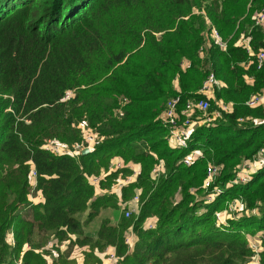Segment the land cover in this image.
Segmentation results:
<instances>
[{"label": "trees", "instance_id": "trees-1", "mask_svg": "<svg viewBox=\"0 0 264 264\" xmlns=\"http://www.w3.org/2000/svg\"><path fill=\"white\" fill-rule=\"evenodd\" d=\"M262 8L264 0H0V264H100L107 248L118 264H253L250 237L263 239L264 264V166L231 184L264 145V109L246 106L264 90V64L239 41L264 49V29L254 26ZM211 72L223 87L210 113L217 101L232 103L231 112L198 121L188 147H172L166 103L202 98ZM82 122L99 137L93 152L44 148L81 142ZM114 160L125 166L107 174L98 195L89 178ZM210 163L222 170L206 191ZM132 166L140 168L135 181L115 190ZM33 169L37 203L29 199ZM216 187L221 193L208 202ZM135 196L127 218L121 204ZM237 198L244 213L218 226L216 214ZM104 211L123 212L115 223Z\"/></svg>", "mask_w": 264, "mask_h": 264}, {"label": "built area", "instance_id": "built-area-1", "mask_svg": "<svg viewBox=\"0 0 264 264\" xmlns=\"http://www.w3.org/2000/svg\"><path fill=\"white\" fill-rule=\"evenodd\" d=\"M254 26L264 28V8L259 10L254 15ZM212 33L214 39L217 41L218 45L223 51L227 49V43L223 42L220 34L215 28H212ZM244 41V42H242ZM240 45L246 50L250 57L254 58L258 63L259 68L264 64V49H261L259 52H255L251 46V39H243ZM249 83H253L252 78L246 77ZM223 84L218 80L214 73H210L203 82V85L198 92V96L202 98H193L185 101L183 107L182 99L180 97L173 98L166 103L164 110V122L165 126L169 131V142L172 147L177 149H185L188 147V140L194 132L198 121L202 123H211L217 118H221L223 113L231 112L232 103H225L223 101H217L218 109L210 113L211 100L215 99L214 94L217 90H221ZM246 106L251 109H257L262 107L264 109V90L260 91L257 94L252 95L249 100L246 102ZM244 122L243 119L240 120ZM79 127L83 130V142L77 145L75 151H70L66 148H58L53 146L52 143H48L44 148L48 151L53 152L56 155H70L77 156L82 154L85 149H88L89 153L93 152L95 146L98 142V135L89 127L86 123L80 124ZM195 155H189L185 157L183 163L186 166H190L194 161ZM124 163L122 160H116L112 162L109 167L108 172H103L99 177H90V183L95 187L96 193L98 195L102 194L104 191L100 188V182L107 176L111 171L121 170L124 168ZM264 166V145L258 150L256 155L252 160L246 162L244 165L239 167L235 172V177L231 184H245L249 181L251 174L256 172L257 169ZM222 168L214 163H210L207 167L206 179L204 181V188L206 191H210L213 188L215 182L217 181ZM133 175L128 178H123L117 182L115 190H120L126 185L135 181L138 171L134 170L132 167ZM165 172L164 163L161 162L157 165L153 173L156 177ZM37 172L33 169L31 173V194L29 199L32 203L38 202V193H37ZM37 193V196H35ZM221 193L219 187L214 188L210 194L207 195V201L213 202L214 197L217 194ZM139 204V196H135L132 200L127 202H122V209L125 212V216L130 218L137 210V205ZM244 202L241 198L234 199L231 203L228 204L227 208L216 214L217 225L221 226L227 223L228 220L234 219L239 216L241 211L244 209ZM147 228L153 229L156 226V220L149 219L146 222ZM13 242L12 236H10V242ZM249 246L253 251V264L260 263V255L263 250V239L260 238H249ZM126 244L133 248L135 245V235L133 233L127 234ZM47 250H50L54 257H59L58 247L53 241H49L45 247ZM120 257L111 249L107 248L103 255V260L100 264H118Z\"/></svg>", "mask_w": 264, "mask_h": 264}, {"label": "rangeland", "instance_id": "rangeland-1", "mask_svg": "<svg viewBox=\"0 0 264 264\" xmlns=\"http://www.w3.org/2000/svg\"><path fill=\"white\" fill-rule=\"evenodd\" d=\"M195 12L197 13V11L195 10ZM212 28H214V27H212ZM262 29H264V28H262ZM240 42L242 41V40H239ZM238 41V42H239ZM242 42H244V41H242ZM72 93H70L69 95H71ZM214 97H215V94H214ZM214 99H212L211 100V102L213 101ZM218 106V104H217V102H216V107ZM215 109H218V108H215ZM84 122H82V123H80V124H83ZM80 124H78L77 125V129L80 131V135H81V139H82V141L81 142H78V143H74V144H72V147H70V146H67L66 144H63V143H60V142H56V141H48L49 143H52L53 144V146H56V147H58V148H66L67 147V149L68 150H70V151H75L76 150V148H77V145L78 144H81L82 142H83V130L79 127V125ZM114 161H116V160H114ZM114 161H111V163L109 164V166L112 164V162H114ZM109 166H108V168H109ZM133 167V169L134 170H136V171H140V168L138 167V166H132ZM109 170V169H108ZM103 172H105V171H102V173ZM101 173V174H102ZM39 194H40V192H39ZM35 196H37V193H35ZM39 196V195H38ZM126 200H128V201H130L131 200V197H128ZM123 212V211H122ZM121 212V213H122ZM120 212H112V211H104V215H103V217H105V216H109L111 219H113L114 221H115V223L118 221V219H119V217H120V214H121ZM244 212H241L240 214H239V216L241 215V214H243ZM151 219H153V218H151ZM98 223L100 224V218H98V219H96L95 221H94V223L93 224H91L88 228H87V232L89 233V234H92V235H95L96 233H97V229H98ZM258 237H260L259 235H257ZM48 235H44V240L43 241H45V243L49 240L48 239ZM51 240V239H50ZM78 255H79V253H78Z\"/></svg>", "mask_w": 264, "mask_h": 264}, {"label": "water", "instance_id": "water-1", "mask_svg": "<svg viewBox=\"0 0 264 264\" xmlns=\"http://www.w3.org/2000/svg\"><path fill=\"white\" fill-rule=\"evenodd\" d=\"M89 153L88 149H85L83 152H82V155H87Z\"/></svg>", "mask_w": 264, "mask_h": 264}]
</instances>
